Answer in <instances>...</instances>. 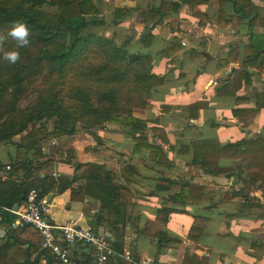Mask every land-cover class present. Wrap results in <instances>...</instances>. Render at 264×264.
Listing matches in <instances>:
<instances>
[{
	"label": "crops",
	"instance_id": "1",
	"mask_svg": "<svg viewBox=\"0 0 264 264\" xmlns=\"http://www.w3.org/2000/svg\"><path fill=\"white\" fill-rule=\"evenodd\" d=\"M93 1L100 6L104 24H89V32L118 45L126 43L130 53L151 57L149 96L131 114L162 130L164 142L151 131L146 133L161 151L143 148L135 152L136 141L128 130L118 124L119 130L114 126L106 131L105 124L113 122H105L93 131L81 127L71 135L46 141L31 172H15L12 164L17 160L18 137L0 143L1 180L43 186L51 203L48 216L55 224L74 222L107 234L122 252L114 248L117 255L106 264H130L124 252L148 264H183L185 255L189 256L186 264H264V180L245 191L237 172L230 177L210 174L193 163L192 147L206 138L220 146L264 139V107L244 123L264 103V52L255 56L250 47L252 38L264 40V0H249L261 10L260 16L245 10L249 6H242L240 12L234 2L227 1L221 18L218 0L199 5V15L179 0ZM163 1L181 6L161 18L149 13L158 12ZM116 8L137 11L115 22ZM147 34L151 43L143 46L141 37ZM241 65H246L249 82L237 89L236 80L224 89L226 95L218 96L217 88ZM181 146L188 147L187 153L180 151ZM36 160L44 162L38 169ZM237 160L223 157L218 164L226 168ZM78 163L101 165L111 172L112 183L119 187L115 197L123 206V219L114 229L107 225V212L91 189L78 191L79 185L87 183L86 167L76 168ZM184 184L204 190L189 198L179 197ZM232 192L237 195L224 200ZM6 213L0 212V229L6 233L0 247L13 241L3 222ZM18 232L20 239L27 240L21 248H34L25 264H47L50 251L41 247V237L30 227ZM71 254L79 264H96L83 245L72 247Z\"/></svg>",
	"mask_w": 264,
	"mask_h": 264
},
{
	"label": "trees",
	"instance_id": "2",
	"mask_svg": "<svg viewBox=\"0 0 264 264\" xmlns=\"http://www.w3.org/2000/svg\"><path fill=\"white\" fill-rule=\"evenodd\" d=\"M179 1L185 2L193 10L194 14L199 15V5L206 4L209 0ZM218 1L219 18L225 12L224 8L227 1L234 2L235 8L240 12H243L244 7L248 8L249 6V9H244L254 10L255 16H260L261 14V10L253 7L249 0ZM45 3L56 7L58 17L55 20L43 18L44 14L39 9ZM180 6V3L172 5L163 1L158 12L149 13L161 18L169 9L176 12ZM134 11L137 10L116 8L114 10V21H119ZM101 15L100 6L93 0H0V33L8 29L14 21L23 22L28 26L31 33L30 45L36 51V53L32 52V54H35L26 62L22 63L19 61L14 65L9 64V69L6 71L1 70L0 96L11 85L16 83L19 86H23L27 79H33L46 70L48 76H55V82L58 86L65 87L70 78H72V82H79L71 90L75 93L77 96L76 100L79 102L74 107L72 114L82 113L87 116V118H83L78 114L74 121L71 122L69 120L70 114L58 109L52 127L48 128L44 123H39L42 115L46 113L42 110L43 108H39L41 114H34L33 111L29 110L26 115L23 113L14 114L11 119L3 122L0 126L2 127L0 128V143L12 142L16 135L27 130L26 133L18 136L19 141L16 143L17 160L12 164V171L16 172L19 169H23L27 173L31 172L34 168L32 165L34 159L42 156L43 144L53 138L75 133L78 129L76 123L80 120L84 123L82 127L91 131L105 122L117 123L125 127L135 139L136 144L133 147L135 152L143 148L156 150V152L161 151L153 143V140L151 143L148 141L146 133L151 131L164 142L166 139L162 137V130L157 127H149L146 120L134 117L131 114L134 107L144 106L149 96L152 84V76L150 75L151 57L149 55L130 53L126 48V43L123 42L118 45L113 39L89 32L87 28L89 24L96 26L104 24ZM151 39L150 34L141 37L143 46H148L151 43ZM250 47L254 51L255 56L260 55L264 52V40L261 41L257 37L252 38ZM26 50L28 53V49ZM87 51L93 52L96 57L97 55L102 56L103 63L90 68V71L86 74L87 80L85 81L83 78L82 80L77 78L83 76L81 72L69 76V69L84 64L83 56ZM167 51L168 48L162 50L161 53L166 54ZM246 69V65H241L238 69H235L228 82L217 88V95H226L224 94V89L232 86L236 80H239V85L236 86L237 89L241 87L242 82H249L250 74ZM9 71L14 72V74H8ZM6 72L7 76L4 77L3 74ZM128 80H131L132 87L128 85ZM87 81L89 83L92 81H104L105 83H110L112 88H102L101 92H96L97 89H92L85 85ZM122 86H128L132 89V91L128 90L126 92L129 96L124 101H121L124 96ZM132 94H135V96L133 97ZM92 97L96 99L95 103L91 100ZM59 101H61V98H59ZM13 106L12 103L11 108ZM257 107L254 111H251V117L244 121L245 124L253 120L259 108L264 107V103ZM46 111L47 113L50 112L49 109H46ZM16 115L23 118L16 120ZM192 147L193 163L200 165L210 174H224L230 177L237 172V178L242 183L245 191H249L256 181L264 180V139L262 138L241 140L224 146H220L213 138H206L195 141ZM187 149L188 147L181 146L180 151L187 153ZM28 152H32V157L28 155ZM223 157L238 160L229 167H220L218 161ZM43 164L44 162L36 160V169ZM75 167H86L84 172H87V183L79 185L78 191L82 192L91 189L89 191L100 199L101 209L107 212L105 218L107 225L114 229V225L123 219V206L115 197L119 187L117 188L112 183L111 172L107 171L104 166L94 164L78 163ZM3 168L4 165L0 163V171ZM41 180L45 181L46 177ZM31 189H36L39 196H44L47 193L43 186L39 189L30 182L2 181L0 178V212L4 210L8 212L3 214V222L8 226L6 227L7 234L13 238L11 243L0 247V264H25L29 261L30 253L34 251L32 245L26 249L21 248V245L27 242V240H22L18 236V230L21 228H9L10 223L15 218V213L14 216H11L14 205L18 204V206H21ZM203 190L202 186L184 184L178 196L189 198L190 194ZM71 193H74V190ZM231 195H237V192L226 193L224 200H227ZM26 227L29 228V226ZM28 240L30 241V237ZM39 242L41 243V239ZM113 247L119 253L122 252V248L119 247L118 243L114 244ZM188 260L189 256L185 255L183 264H186ZM108 262L111 263V258L104 264ZM47 264L60 263L48 252Z\"/></svg>",
	"mask_w": 264,
	"mask_h": 264
},
{
	"label": "rangeland",
	"instance_id": "3",
	"mask_svg": "<svg viewBox=\"0 0 264 264\" xmlns=\"http://www.w3.org/2000/svg\"><path fill=\"white\" fill-rule=\"evenodd\" d=\"M40 12H43V18L49 19V20H55L58 17V11L56 7L52 4L45 3L40 9ZM7 29L2 32L6 34ZM32 37L29 36V41H31ZM28 49V53L27 50ZM3 50L9 51V50H16L20 53V60L22 63L26 62L30 59L32 55L36 53L35 48L33 46L29 45L27 47L23 48H17L15 42L9 37L7 38L3 43ZM141 51V50H140ZM32 52H35L32 54ZM84 64L80 66L73 67L69 69V76H73L78 73H83V76L80 78L77 77L79 80H82V78L85 80L87 77V72L90 71V68L96 67L99 64L103 63V57L100 55H94V53L87 51L84 53ZM18 61V62H19ZM17 62V63H18ZM16 63V64H17ZM9 63L3 59V52H0V73L1 70L6 71L9 69ZM12 68V67H10ZM8 74H14V72H10ZM4 77L7 76V72L3 74ZM129 78V76H128ZM55 76H48V72L44 70V72L41 75H38L37 77L33 79H27L23 86H19L16 83L14 85H11L1 96H0V126L3 124V122L11 119L14 114H21L24 115L27 114L29 110L33 111L34 114H41L39 112V108L44 110L46 113L42 115V118L40 119L39 123H44L48 128L52 127L53 121L55 120L56 112H58V109L64 110V112H68L69 120L71 122L74 121L76 116L78 114L81 115L83 118H87L86 115L82 113H75L72 114L74 107L76 104H79V102L76 100L77 96L74 92H72V88L79 84V82H72V78H70L69 82H67L65 87H62L61 85L56 84ZM129 86H133L131 83V80H128ZM85 85H88L92 89H97L96 92H101L102 88H112V85L110 83L98 82V81H92L89 83L87 81ZM131 87L128 86H122V92L124 94L121 101H124L125 98H128V94L126 92L128 90H131ZM55 94V95H54ZM90 96V95H89ZM134 97L135 94H132ZM59 98H61V101H59ZM79 98V96H78ZM91 100L95 103L96 99L94 97L91 98ZM77 101V103H76ZM45 102V104H43ZM13 103V108H11V104ZM46 109H49L50 112L47 113ZM83 110V108H82ZM50 114V115H48ZM23 115V116H24ZM23 117H18L16 115L15 119L20 120ZM38 123V122H37ZM76 123V122H75ZM83 121H77L76 126L78 127V130L81 129L83 126ZM116 126L118 130L120 129V126L118 124L113 123H106L105 128L106 131H110L111 128ZM2 128V127H0ZM29 128V127H28ZM27 130L23 131L22 133L16 135L14 138H18L21 134L26 133Z\"/></svg>",
	"mask_w": 264,
	"mask_h": 264
},
{
	"label": "built area",
	"instance_id": "4",
	"mask_svg": "<svg viewBox=\"0 0 264 264\" xmlns=\"http://www.w3.org/2000/svg\"><path fill=\"white\" fill-rule=\"evenodd\" d=\"M209 83L217 84L214 80ZM50 207L51 203L45 195L39 196L36 189H31L24 203L14 212L15 218L9 228L29 226L34 229L41 237V247L50 251L60 264H78L71 254V248L75 245L87 247L96 264H104L117 255L112 239L107 234L90 227L77 226L74 222L57 225L48 216ZM122 255L130 264H148L146 260L136 262L129 252Z\"/></svg>",
	"mask_w": 264,
	"mask_h": 264
},
{
	"label": "clouds",
	"instance_id": "5",
	"mask_svg": "<svg viewBox=\"0 0 264 264\" xmlns=\"http://www.w3.org/2000/svg\"><path fill=\"white\" fill-rule=\"evenodd\" d=\"M31 35L28 26L20 21H14L7 29L6 34L0 33V52H3V59L9 64H16L20 60V53L16 50H3V43L7 38H11L17 48L27 47L30 43L29 36ZM5 230L0 229V238L5 236Z\"/></svg>",
	"mask_w": 264,
	"mask_h": 264
},
{
	"label": "water",
	"instance_id": "6",
	"mask_svg": "<svg viewBox=\"0 0 264 264\" xmlns=\"http://www.w3.org/2000/svg\"><path fill=\"white\" fill-rule=\"evenodd\" d=\"M237 174V173H236ZM18 204H15L13 207V212L11 213V216H14V212L18 209Z\"/></svg>",
	"mask_w": 264,
	"mask_h": 264
}]
</instances>
